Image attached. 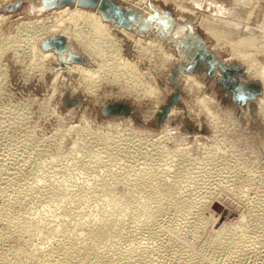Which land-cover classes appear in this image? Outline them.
<instances>
[{
    "label": "bare ground",
    "instance_id": "6f19581e",
    "mask_svg": "<svg viewBox=\"0 0 264 264\" xmlns=\"http://www.w3.org/2000/svg\"><path fill=\"white\" fill-rule=\"evenodd\" d=\"M22 1L0 0V50L5 46L11 49L16 57L31 58L27 69L36 68L37 63L43 65L44 61H51V64H55L54 76L60 79L62 90L66 87L68 76V79H71L72 93L80 90L96 102H99L100 97L114 93L112 89L104 88L106 84L116 83L119 87V90H115L116 96L127 93V96L137 102L148 97L152 105L146 114L151 116L157 111V106L160 107L165 101L162 102L164 97L158 95L157 79H161L159 74L154 76L147 71L146 66H137L136 60L125 56L121 51L124 44V49L129 50L132 45L137 46L141 48L139 51L142 55L146 53L156 58V67L169 69L170 66L169 72L165 70L167 77H170L175 68L178 69L174 82L180 87L178 97H181V90L186 92V109L189 115L196 117V131L191 134L182 133L178 126H171L173 118L182 112L181 108L173 105L168 110L165 122L157 130H144L150 142L141 146L139 154L137 152L134 155L138 166H130L134 170H128L121 177L111 176V181H108L105 175L100 178L99 184L96 182L100 187L95 185L94 181H91V185L88 181L85 187H71L75 185L72 183L75 178H71L73 174L71 177L64 174L53 179L51 176L50 180H46L47 172L44 174L33 170L36 174L32 173L30 166L34 164L39 167V171H43V167L48 166L46 163L55 166L57 162L66 160L62 166L65 171L69 170L67 172L74 169L77 174L93 172L97 173V176L102 169L107 172V176L115 172V166L124 163L128 156L132 157L134 151L129 143L132 140L123 136L119 129L124 126L129 128V132L141 131L130 117H126V114L132 115L131 111L134 112L135 109L130 104V112L122 108L117 113H106L104 116L109 119L101 123L95 122V125L89 123L86 109L81 110L78 122L72 119L74 123L68 124V128L65 126V129L78 133L72 146L63 148L62 134L58 135L60 140H56V148L53 149L55 152L48 156L50 160L41 157L40 160L32 162L33 154L29 153L14 167L12 162L8 165L4 158H0L1 194L6 192L8 186L18 182L13 193H17L19 187L27 184L35 191L37 189L49 192L50 200L63 207L62 211L53 213L54 207L51 209L52 205L46 204L45 211L35 208L43 211L35 213L33 205L32 211L28 210L32 203L28 202V208L25 201L28 199L27 195L24 200L15 193L16 196L11 198L8 193L9 199H1L0 264H264V219L259 220L258 215L261 218L262 214L260 216L255 209L259 204L264 206V174L261 170L253 173L251 168L247 169L248 166L243 162L241 155L234 157V163L226 165L224 148L209 147L201 143L208 136L209 125L218 130V111L234 113V110L222 109L215 91L210 87H207L209 91L204 89V82L200 78L205 77L196 73L200 70L186 71L182 68L190 62L191 57L190 51L185 50L183 43L187 45L188 41L193 42L200 36L196 29L200 26L213 38L211 44H207L204 38L202 42L214 58L225 64L235 63L241 66L244 80L258 81L261 86V92L256 98L243 106L244 117L241 118L247 122L250 114L256 117V112L264 120V27H260L256 20H247L263 0H254L256 3L252 8L249 7L251 0H235L234 6L228 11H207L197 20L196 16L191 19L185 17L184 13L188 10L192 15L196 12V8L192 9L183 2L185 0H176L175 6L179 8V12L176 16L169 17L166 8L160 7L158 3L125 0L126 5L114 0L125 5L136 15L138 23H132L128 27L116 23L113 18H106L98 9L77 4L45 8L43 0H24L25 6L17 11ZM219 5L215 6L220 7ZM195 20L197 25L193 23ZM3 22L9 23L14 33L11 30L9 33L2 30ZM53 36L60 47H43L44 39ZM124 37H128L130 42H124ZM222 50L226 51L227 55H220ZM74 54L80 55L81 58L73 59L71 56ZM177 63L181 66L176 67ZM216 72L219 73L218 68ZM163 78L165 81V77ZM212 83L213 80L211 85ZM170 90L168 86L167 93ZM173 91L172 86L171 92ZM60 93L62 94V91ZM72 99L80 102L77 96ZM102 104L101 107L108 104L107 100ZM239 107L241 109L242 106ZM250 107L252 111L255 109L254 113L250 112ZM141 113L143 117L146 116L142 110ZM10 117L8 119L11 121L13 118ZM230 120L234 125L243 124L239 119ZM113 128L116 130L111 131V134L106 132L104 137H97V129L107 131ZM191 128L193 126L189 131H192ZM172 137L176 139L173 141ZM191 139L196 141L195 146L190 144ZM168 140L173 143L170 144ZM263 141L264 134L260 139V142ZM193 147L202 150L191 152ZM256 150L260 151L259 148ZM40 152L37 153L41 154ZM21 153L19 152L22 156ZM70 158L71 162H68ZM130 159L134 161L133 158ZM126 165L127 163L122 166ZM52 168L50 167V171ZM63 172L60 170V173ZM67 172L66 175L71 174ZM79 176L81 177L78 175L76 178ZM46 177L49 178L47 175ZM228 180L231 182L227 183ZM202 183L205 184L204 189ZM96 191H101L102 196H95ZM249 192L258 197L257 202L254 201L257 205L254 209V202L251 201L256 198L253 199L252 196L251 207L247 206L248 201L245 200L249 198L248 194L251 198L252 193ZM196 193L198 197L192 195ZM218 201L223 202L224 209L230 207L236 210V218L219 222L222 210H219ZM107 205L116 208L118 212L113 209L107 211ZM261 205L259 207H262ZM87 206L91 209H85ZM59 211L64 216L61 219L57 218ZM260 212L263 213L262 210ZM176 213L179 216V213L184 214V217L186 215L187 220H182L184 225L180 223L181 220H175ZM126 221L129 225L127 229ZM113 227L116 228L112 230ZM184 229H188L192 234V240H186ZM137 232L145 234L154 245L138 248L135 243V240L140 238H136ZM125 236L132 237L135 244L129 243V247L122 245L120 240Z\"/></svg>",
    "mask_w": 264,
    "mask_h": 264
},
{
    "label": "rangeland",
    "instance_id": "374dc122",
    "mask_svg": "<svg viewBox=\"0 0 264 264\" xmlns=\"http://www.w3.org/2000/svg\"><path fill=\"white\" fill-rule=\"evenodd\" d=\"M116 1L121 2L123 4L127 3L125 0H116ZM145 1L149 2V3H153V2L158 3V5L160 7L170 10L171 11L170 16H176L179 12L178 11L179 8L177 9V7L175 6L176 0H145ZM234 1L235 0H217L215 2L212 0L211 1L210 0H199V1L198 0L197 1L196 0H185L183 2L188 7L192 8V9L196 8L195 9L196 12H194L195 14L192 15L190 10H188L190 13L188 11H186L184 13V15L187 19H191V18L196 16L197 17L196 20H197V19H199L200 16H202L203 13H206L207 11L217 10L220 12H223V11L226 12V10L228 11V9L230 7L234 6ZM216 2L218 4H220L219 5L220 7L215 6V5H218V4H216ZM255 3L256 2L254 0H251L249 7L252 8V5ZM25 4H26V2L24 0L22 2H20V6H18L19 8L17 9V11L22 9L23 6H25ZM260 4L261 5L259 6V8L258 9L255 8L254 14L250 15V17L247 18V20L248 19H249V21L256 20L257 24L260 27H264V0L262 2H260ZM246 9H247V7H246ZM27 16H29V15H27ZM196 20L193 23H196L197 22ZM2 24H3L2 30H5V32H7V33H9V30H11V32L14 33V29L10 27L9 23L3 22ZM196 25H197V23H196ZM196 29H197V32H199L201 40L204 38L206 40L207 44H211L213 42V38L209 37L208 34L205 31H203V28L201 29V27L198 26V27H196ZM126 40H128V42H130L128 37H124L123 41L125 42ZM190 43H191V41H188V51H190V55L196 54V52H197L196 44H192V43L190 44ZM121 47H122L121 51L124 53L125 56L136 60L137 66L138 65L146 66L148 68L147 71H149L151 74H154V76H157V74H159L158 77L162 81L161 80L158 81V79H157V84L159 86V91H158L159 94L158 95L164 97L162 102L164 100L168 99L170 94H171L172 86L174 87L173 82H170V78L167 77L165 74L166 73L165 70L168 72L170 71V66H169V69H162V68L156 67V65H157L156 58L151 57L150 55H147L146 53L144 55H142L141 52L139 51L141 48H139L137 46L132 45L130 47V50L124 49L126 47V44L122 45ZM220 55L225 56V55H227V53H226V51L222 50ZM31 60L32 59L28 58V57H25V59H22V57H20V56L16 57V55L13 54L11 49H9V48L7 49V48H5V46L2 50H0V158H4V161L8 165H10L12 162V165L14 164L13 165L14 167L19 165V162H21L20 159L23 158L24 156H27L29 153L33 154L32 162L40 160L41 157H42L41 159L46 158L48 160V158H49V160H50V157H48V156L50 154L52 155L55 152V150H53V149L56 148V146H55L56 142L58 140H60V136H58V135L62 134L61 140L63 141V148L72 146V143L75 140L74 138L76 137V134H78V133L75 130L68 129V130H70V131H68L65 128L66 127L68 128L67 125L70 124L71 122L72 123L78 122L77 118L81 114V112H80L81 110L86 109L88 116L90 118L89 123L95 125L94 124L95 122L101 123V122H104L107 119H109V118L105 117L104 114H102V112H101V110H102L101 106L103 105L102 103L105 102L106 100H107V103H110V102L117 100V101L127 102L128 104H130L132 107L135 108L134 112L131 111L132 115L126 114V117H130L132 119V121L135 123V125L138 126L137 128L141 131L129 132V128L128 127L124 128V126H121V128L119 129L123 136H126V137L130 138V140H132V142H129V143L132 146L131 150H134V151L132 152V157L128 156V159L123 158L125 160L124 163L122 162L120 164V166H118V167L115 166V168H114L115 172H113L107 176V174H106L107 172L104 169H102V170H104V172L101 170L100 171L101 173L99 172L100 174L98 175L99 176L98 177L97 173L96 174L95 173L93 174V172H91L90 174L83 173V175H82V173L81 174L75 173L76 171L74 172V169H72V172L70 171L71 174L66 175L65 172L69 171V170L65 171L64 167H63L64 166L63 162H65L66 160L57 162V164L55 165L56 167L52 163H46V160H45L44 163L48 164V166L45 165L43 167V171H39V167L37 168L36 166H34V164H32V166H30V170L32 171V173H35V172H37V173H40V172L44 173L45 172L46 173L47 172L46 174L44 173L45 178H47L46 180H50L51 176L53 179V178L58 177L59 175L64 176V174L67 177H71V175L73 174L72 175L73 177H71V178L72 179L75 178L72 182L75 185H71V187H78V188H79V186H80V188L82 186L85 187L91 181L92 182L94 181L93 183L95 185L97 183L99 184L101 182L100 178L104 177L105 175H106L108 181H111L113 179V177H111V176L121 177L128 170H134V168H130V166H138L137 160L134 159V155L137 152L139 154V148L141 146L145 145V143L150 142V140H148L146 138V131H144V130L147 128H149V130H151V129L157 130L159 128V126H154L152 124L153 122H155L154 113L151 116H148L146 114L147 109L152 105V101L148 97H144L139 102H137V101L133 100V98H131V96H127L126 95L127 93H125V95L122 93L120 96L119 95L116 96L117 93L115 90H119L118 85L116 83H108L104 86V88L112 89V91H114V93H112V95L107 96V97H100L99 96L100 100H99V102H96L95 100L91 99V97H89V96L87 97L85 95V93H83L80 90L72 93L70 91L72 88V84L70 82L71 79L70 78L68 79V76H67V79L65 81L66 87L62 90L61 84H60V79L55 78V76H54V71H55L54 65L55 64H53V63L51 64V61H44L45 64H43V65L37 63L36 68L33 66L34 69H31V68L27 69V68H29ZM66 62L64 61V63H66ZM199 65L205 66L204 62L201 58H199ZM37 66L39 69L37 68ZM40 67H41V69H40ZM93 67H94V65H93ZM201 70H200L201 73L200 72H196V73L200 77H201V74L204 75L203 77H205V78H200L204 82V89L206 91H209L207 89V87H210L212 90L215 91L214 93H215V95L217 94V96H218L217 100H218L219 105L222 109L233 108V110H234V113H231V111L228 113L218 111V120H220L218 130L216 131L214 127L209 125L208 126V136H207V138H204L201 143H203L209 147L220 146L221 148H224L225 149L224 161L227 162L226 165L234 163V157L241 155L243 157V162L248 166L247 169L251 168L253 170V173L257 172L258 170H261V172L264 174V141L260 142V139L263 138V134H264V120L262 119V117L260 115H258L255 112L254 108H253L254 110L252 111V108L250 107V112L251 113L255 112L254 115H256V117L251 116L250 112H248V114H250V116H248V121L246 122L243 118H241V116L244 117L243 111L245 110V108L241 107V109H240L239 106H237L234 102H232L229 95L226 98H224V93H222V91H221V85L219 83L215 82L211 76H208L207 74H205L204 71H201ZM197 71H198V69H197ZM162 77H165V81H164V78L162 79ZM243 79H244V77L242 78V80ZM212 80L214 82V83H212L213 85H211ZM168 86L171 88V90L167 93V87ZM61 91H62V94L60 93ZM181 91L182 92H181L180 102L177 104L176 107L181 108L182 112L179 115H177L176 117L174 116L175 118H173V120L171 122V126H178L179 129L182 131V133L189 132V134H191V133L196 131L195 130L196 117L193 114L189 115V113L187 111L188 109H186V105H185L187 95H186L185 91H183V90H181ZM105 92H106V90H105ZM74 96L79 97L80 102H78L79 101L78 100L72 104H67V102L69 100H71ZM119 97H121V98H119ZM182 97H184L185 99ZM102 100H104V101L100 102ZM79 103L81 104L80 106L76 105ZM253 105L255 106V103H253ZM248 106H249V104H248ZM158 108H159V106H157L156 110H158ZM140 109L144 112V115L146 114L145 117L142 116ZM69 112H70V114H69ZM71 112L73 114V117H72ZM74 114H75V116H74ZM13 115H14V117H13ZM10 116H12V117H10ZM9 117H10V119H12V118L13 119L10 121L8 119ZM113 117H115V116H113ZM232 118L239 119L243 124H241L239 126L232 124V122L230 120ZM72 119H74L75 121L74 122L71 121ZM163 122H165V120ZM192 126H193V128H191L192 131H189L190 127H192ZM64 130H65V132H64ZM97 130L99 132V133H97V137L99 138V137H104L107 134L106 132H109L111 134V131L116 130V129H114V128L110 129V130L108 129L107 131L106 130H99V129H97ZM58 131H59V133H57ZM55 132L57 134H55ZM56 136H58V137H56ZM69 139L72 141H69ZM173 139H176V138L172 137V140ZM35 141H37L38 143ZM168 142L170 144L173 143V142H170L169 140H168ZM66 144H67V146H66ZM190 144L195 146L196 141L194 139H191ZM258 148L260 149V151L256 150ZM13 150H14V154H13ZM16 150H17V152H15ZM190 150H191V152H197V151L202 150V149H196V147H193ZM38 151L39 152L41 151L40 152L41 154L37 153ZM19 152L20 153L22 152L21 153L22 156L19 154ZM11 153L13 156L11 155ZM7 154H8V156H7ZM17 156H19V157H17ZM12 157H15V158H12ZM9 158H10V160H9ZM130 158H133L134 161H131ZM15 160H16V163H15ZM68 162H71V158H70V160H68ZM125 163H127V165L125 167H123L122 165H124ZM50 164H52L53 166ZM59 164H61V165H59ZM57 165L60 166L61 168L62 167L63 168L61 169ZM35 167L38 169V171ZM50 167H53L52 168L53 170L58 167V169H55V170H57L56 172L59 171L58 172L59 174L54 172L55 170L53 171L51 169V171H50ZM45 168H47L46 171H45ZM48 169H49L50 173L52 172L51 174L48 173ZM59 169L61 170V172L62 171H64V172L60 173ZM227 169H229V168H227ZM76 170L78 171L77 168H76ZM70 172H67V173H70ZM102 173H104V174H102ZM46 175L49 176V178L46 177ZM53 175H54V177H53ZM78 175H81L82 178H83V176H85V177H87V179L85 180V177H84L81 180L80 179L81 177L79 176V178H78L79 180H78L76 178V177H78ZM86 175H88V176H86ZM93 175H94L93 179H95V177H96V179H95L96 181L92 179ZM220 176H222V174ZM97 178L100 180H98ZM78 181H81V182H78ZM228 181L229 182H227V183L231 182L230 180H228ZM76 182H77V184H76ZM92 182L89 185H91ZM16 183H18V182H16ZM16 183L12 184V186H8V188L5 190L6 192L4 191L5 193H7L6 195H5V193H2V194L0 193L1 194L0 201H1V199H2V201L9 199V197H8V193H9V196L11 198L16 196V195H19V198H22L25 200L27 197L28 199L25 200L27 203V207L29 206L28 202L32 203V204H30V208L28 207L29 208L28 210H30V211H32V209H31L32 205H33L32 207H34V209L37 208V209H41V210L45 211L44 205H46V204H47V206L52 205V207L50 206L51 209H53V207H54L53 213H55V212L58 213V210L62 211V208H63L62 206L55 205L50 200L49 192L47 193L46 191H42V190H40L41 191L40 192L37 189L35 191L34 188L32 189L31 186H27V184H24L27 186V187L25 186L26 188L23 187L24 185H22L21 188L19 187V189H17V191H18L17 193L14 191V193L16 194L15 195L13 193V190L17 186ZM79 183H80V185H78ZM223 183H226V182H223ZM98 184H97V186H98ZM202 185H203V183L201 184V186ZM230 185L232 186V184H230ZM98 187H100V186H98ZM202 187L204 189L205 184ZM23 188L25 190H23ZM20 189H21V191L19 192ZM30 189H31L32 193H31ZM101 189L103 191L104 187ZM200 189H202V188H200ZM232 189L234 190V188H232ZM28 190H29V193H28ZM250 191H252V190H250ZM11 192L13 194H11ZM25 192H27V193H25ZM42 192L43 193L46 192V194L44 193V195H43ZM98 192H99V195H98ZM98 192L97 191L94 192L95 196H100V195L102 196L101 191H98ZM21 193H23V194H21ZM40 193H42V194H40ZM197 193L192 194V195H194V197H195L197 195ZM249 193H252V192H249ZM39 194H40V196H39ZM105 194H107V192ZM2 195H4V196H2ZM248 195H249V198H247L248 200L247 199H245V200L248 201V203H249V204L247 203V206L251 207V205H252L250 203L251 199L254 197L253 199H255V198L256 199L255 200L252 199L253 201H251V202L252 203L254 201L257 202L258 197H255L256 195L253 193L251 194V198H250V194H248ZM30 196H31V198H30ZM5 197H8V198H5ZM32 197H34V199ZM42 197L45 198L44 201H46V200L47 201L46 202L42 201L43 200ZM197 197H198V195H197ZM32 199H33V201L36 199V201H34L35 204L32 201ZM48 201L50 203L49 205H48ZM36 202H37V204H39V206L36 204ZM218 202H219L218 204L220 206L219 210H222V216H221V219H219V222L222 221L223 219H230L231 220V219H233V217L236 218V215H237L236 210H234L230 207H226V209H224L223 208V206H224L223 202H221V201H218ZM255 204L256 203L254 202L253 203V209L257 206ZM36 205L38 207H36ZM260 205L261 204H259L258 207L255 208L257 210V211L255 210V211L259 212L260 216H261V214L263 216L264 215V210H263L264 206L261 205L262 207H259ZM40 206H43V207L40 208ZM47 206H45V207H47ZM34 209H33V211H35V213H37V212L40 213L39 211H41V210L38 211L37 209H35V210ZM85 209L88 210L91 208H88V206H87ZM111 209L118 212V210H115L116 208H114V207L110 208L107 205V211L111 210ZM260 209L263 211V213L260 212L261 211ZM258 210H260V211H258ZM43 211H41V213ZM60 211H59V215L57 217L59 219H61V217H64L60 214ZM95 211L98 212L99 210H95ZM47 213H48V211H46V214ZM179 214L183 217V219H181L182 217L176 213L175 220L178 219L177 222L181 220L180 223L182 225H184V223H182V220L184 222L187 220V218H185L186 215L184 217L183 216L184 214H181V213H179ZM262 216L260 218L258 215L259 220L264 219L263 218L264 216L263 217ZM69 217H71V216H69ZM76 217L77 216L75 215L74 218H76ZM127 221L125 222V224L128 223ZM262 223H264V220L262 221ZM125 227L127 229L129 227V225L126 224ZM115 228L116 227H113L112 230ZM135 230L137 231L138 229H135ZM186 230H188V229H186ZM186 230L184 229V231H185L184 235H185L186 240H192V238H191L192 234L189 232V230L187 232H186ZM137 234H138V236H137ZM137 234H136V238H139V237L140 238H139V240L137 239V241L135 240L136 238H134V240H135L136 245L138 244L137 245L138 248H142V247L148 248L149 244H151V246L154 245L153 241L151 239H148V237H146L145 234L143 235L142 233H138V232H137ZM125 237L122 239V241L120 240L122 245L129 247V243L130 244L134 243L132 237H130V236H125ZM146 238L148 240H145ZM140 239L142 240V242H140L141 241ZM128 240H131V241L127 242ZM123 241H124V243H123ZM139 243H140V245H139ZM155 257H156V255H155Z\"/></svg>",
    "mask_w": 264,
    "mask_h": 264
},
{
    "label": "water",
    "instance_id": "95a60500",
    "mask_svg": "<svg viewBox=\"0 0 264 264\" xmlns=\"http://www.w3.org/2000/svg\"><path fill=\"white\" fill-rule=\"evenodd\" d=\"M45 8H51L63 5H74L77 4L83 7H91L98 9L106 18H113L116 23L130 26L132 23H136V15L125 5L119 4L114 0H43ZM44 8V9H45ZM171 11L166 9L167 17H169ZM138 23V22H137ZM192 44H196L197 52L191 55L190 62L184 64L182 67L186 71L190 70H201L205 74L211 76L213 80L221 85V91L224 93V98L228 95L232 102L237 106H245L248 102H251L256 96L261 92V86L258 81L252 80H242L243 69L235 63L225 64L220 59L214 58L211 51H207L204 47L200 36L196 37ZM202 44V45H200ZM55 46L60 47L55 37H50L44 39L42 42L43 47ZM185 50H188L187 45L183 43ZM63 48V47H61ZM73 59H80L81 56L74 54L71 56ZM199 58L204 62L205 66L199 65ZM176 67L181 66V64H175ZM216 68L219 69V73L216 72ZM178 75V69L175 68L170 74V82H173L174 91L171 92L168 99H166L159 107V109L154 113L155 122L152 124L154 126H160L161 123L166 119L168 110L180 102L178 97V92L180 87L174 83L175 77ZM75 102L73 99L69 100L67 104ZM109 104V105H108ZM102 107V114L106 113H117L120 109H124L126 112H130L129 104L127 102L113 101Z\"/></svg>",
    "mask_w": 264,
    "mask_h": 264
}]
</instances>
